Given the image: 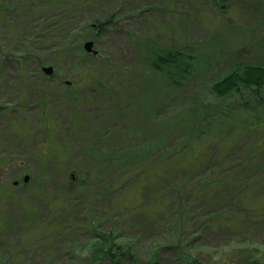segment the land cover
Wrapping results in <instances>:
<instances>
[{
    "label": "rangeland",
    "instance_id": "rangeland-1",
    "mask_svg": "<svg viewBox=\"0 0 264 264\" xmlns=\"http://www.w3.org/2000/svg\"><path fill=\"white\" fill-rule=\"evenodd\" d=\"M28 1L11 8L14 0H0V222L9 217L11 226L10 217L21 221L29 214L33 226L23 230L29 244L43 239L55 261L68 262L67 240L86 241L88 232L61 226L87 228L92 219H108V225L143 236L139 255L149 257L150 242H164L161 222L151 220L163 208L154 197L175 187L181 193L172 201L190 199L192 185L211 179L217 162L236 160L243 177L250 169L242 156L264 164V88L260 98L246 91L243 98L218 99L212 92L227 73L264 65V0H103L79 15L88 19L81 27L90 28L89 17L105 19L115 11L120 17L99 38L92 30L84 34L83 50L69 56L28 48L23 32L30 38L37 30L33 19L56 9L49 3L28 7ZM86 41L94 42L92 51ZM176 50L174 65H152L157 53ZM51 65L52 74L43 71ZM201 103L220 111L210 127L196 124L188 112ZM186 143L190 148L176 152ZM88 145L91 152L82 154ZM94 150L104 165L87 158ZM119 159L134 168L125 171ZM113 180L120 185L114 196ZM255 181L259 194L246 202L261 207L264 172ZM218 187L211 194L222 191ZM45 219L50 223L36 224ZM162 235L170 237L165 228Z\"/></svg>",
    "mask_w": 264,
    "mask_h": 264
},
{
    "label": "trees",
    "instance_id": "trees-1",
    "mask_svg": "<svg viewBox=\"0 0 264 264\" xmlns=\"http://www.w3.org/2000/svg\"><path fill=\"white\" fill-rule=\"evenodd\" d=\"M17 1L14 0L10 7L16 6L18 4ZM101 1L103 0H31L26 2V6L28 7H36L42 3L54 4V7H56L51 12L43 13L33 19L35 22L33 27L37 30H35V33L30 38L26 32H23V36L26 38V45L28 48L40 49L41 51L58 49L61 50V53H65L64 55L66 56H69L73 49L82 51L84 48L82 45L84 34L88 35L90 34L88 32L92 30L95 31L99 38L103 34L102 32L110 29L115 24L117 18L120 17L116 11L105 19L89 17L92 20L90 22L92 25L88 29L87 27H83L84 25L82 28L81 25L88 19L86 17L82 18L79 15L85 13L87 9L93 8L95 4ZM59 36H63L61 44L54 42V39ZM86 43L87 41L84 45ZM61 53L59 52L60 55ZM157 54L156 58L152 61V65L158 70H164L163 67L165 65H174L177 58H180L178 50ZM22 57L24 61L25 57L23 55L19 59H22ZM38 60L42 63L40 57H38ZM247 66L248 68L245 69L244 73H227L223 79L215 83L212 88V92L216 95L215 97L218 99H229L240 95L239 97L243 98V93L246 91L253 93V98L262 97L264 65ZM44 67L46 66H43L42 69ZM181 78L184 77L182 76ZM246 100L245 102L243 101V106H247L248 108L250 100ZM41 102V104H45L43 99H41ZM201 104L204 106L203 108L190 107L188 112L193 114V120L196 124L210 127L211 119H214L215 113L217 114L220 111L218 108L213 109L216 106ZM177 123L176 127H181L179 119H177ZM193 129L196 133L198 132L195 127ZM188 133H185L184 137ZM173 135L178 136L177 133H170L168 136L171 137ZM99 141L102 142V140ZM189 145V143H186L183 147L177 149L176 152L183 151L185 148L187 149ZM87 147L83 150L84 152H81L82 154L91 152L89 150L92 147L90 145ZM111 152L116 155L118 151ZM149 153H151L150 150ZM91 154L87 156L90 161L97 158L94 164L98 165L102 163L104 165L103 162L105 161L103 159H100L103 162L97 163L99 157H96L95 150L94 154ZM246 159L245 156L239 158L243 166L247 165V168L250 169L249 175H245L247 178L242 176L244 169L236 167V160L223 161V163L217 162L211 171V179H208L210 176H207L206 180H208L204 184L199 180L198 183L192 185L195 190H192L194 194L190 199L188 198L187 200L185 198L186 195H184L183 201L180 202L178 198L175 199L176 203L174 200L172 201L173 194L179 196L181 193L180 189L175 187L170 188L166 194L152 199L154 202H161L163 208L158 213L156 212V217L153 218L152 216V219H150L153 221V225L156 222H161L159 226L162 228L161 231L163 232L165 228L170 237L169 239L163 238L162 232H160L161 239L164 242L151 241L150 245L153 244L152 248L154 251H152L149 257L139 255V246L145 243L143 236L139 234L130 235L127 234L125 229L119 228L116 225H108V219H106L105 223H102L101 219H92L93 222L89 226H86L87 228L75 224L61 226L65 230L69 228L82 229L83 233L88 232V236L87 240L83 242L81 240H73V237L71 238L70 236L67 240L69 247L66 248L65 252L68 257L72 256L68 262L65 259L55 261V256L51 255L47 251L48 249L43 248L45 244L43 239H41V244L34 240L32 241L34 244L28 243L29 238L28 240L26 238L28 233L23 230L30 229L26 227L33 225L27 220L29 214L26 215L24 213L25 217L21 221L18 219L16 221L13 217H10L11 226H8L9 217L6 218L8 222H0H5V225L0 229V264H34L35 258L33 256L37 258L35 263L39 260L41 264H164L165 261H173L177 264H264V204L261 207H256L248 205L246 202L248 198L259 194L256 189H253V185L255 182L258 183L260 181L255 180L259 175H263L264 164H257L253 157ZM121 161L122 159H119L117 162L121 163L119 165L120 168L127 167L125 171L135 166L130 164L131 162L127 159ZM191 170L189 169L188 172H191ZM127 173L124 172V174ZM255 173H258V175ZM89 174L91 173L88 172V178ZM106 178L107 173L103 175L101 181L106 180ZM177 183L178 179L173 182L175 185ZM117 186L120 185L116 184V181L114 182L113 180L111 183L112 190L115 191L113 192V196L118 192ZM212 186L214 189L218 186L221 187L225 193H222L220 190L219 193L214 192V195L211 194ZM260 195H263V193ZM166 200L169 201L167 206L164 205ZM112 217H116V215L112 213ZM163 218L165 219L161 221ZM35 221H37L36 224L38 226L50 223L48 219ZM7 227L8 230L3 233ZM57 229L56 232L61 230L58 227ZM45 236L47 238L46 233ZM166 254H171L173 257L170 259Z\"/></svg>",
    "mask_w": 264,
    "mask_h": 264
},
{
    "label": "water",
    "instance_id": "water-1",
    "mask_svg": "<svg viewBox=\"0 0 264 264\" xmlns=\"http://www.w3.org/2000/svg\"><path fill=\"white\" fill-rule=\"evenodd\" d=\"M94 45V42L93 41H88L86 44H85V47L88 49V50H91L92 51V46ZM43 70L48 73V74H52L53 73V67L52 66H48V67H44ZM29 177L27 176L25 178V181H28Z\"/></svg>",
    "mask_w": 264,
    "mask_h": 264
}]
</instances>
